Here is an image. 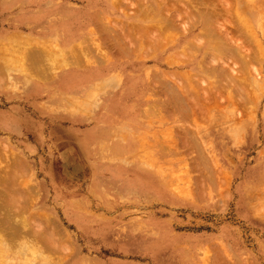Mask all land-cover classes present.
<instances>
[{
  "label": "rangeland",
  "instance_id": "obj_1",
  "mask_svg": "<svg viewBox=\"0 0 264 264\" xmlns=\"http://www.w3.org/2000/svg\"><path fill=\"white\" fill-rule=\"evenodd\" d=\"M168 1L0 0L6 106L21 81L107 67L43 104L74 119L43 149L0 133V264H264V0L199 20ZM80 44L90 65L69 67Z\"/></svg>",
  "mask_w": 264,
  "mask_h": 264
},
{
  "label": "crops",
  "instance_id": "obj_2",
  "mask_svg": "<svg viewBox=\"0 0 264 264\" xmlns=\"http://www.w3.org/2000/svg\"><path fill=\"white\" fill-rule=\"evenodd\" d=\"M43 21V17L37 15V17L31 22L34 26L39 27ZM33 31H35V35H32L27 39H34L37 42L44 41L45 35L43 33L37 32L36 30ZM74 38L76 39V37L73 36V39ZM67 41L70 42L71 39H68ZM63 44L61 45L63 46ZM101 70L103 72H99V74L103 75L105 74L107 67H102ZM89 71L80 73L76 70L75 72L71 70H61L59 72L60 75H57V79L52 83L49 82V77L42 79L33 77L29 78L26 82L21 81L19 88L14 91L11 89V92L8 93L10 98H14L10 101L12 102L10 105L6 106V102L9 101H2L0 98V104L3 105H0V133L7 132L12 137L26 135L28 138H33L36 146L33 145L32 142H29L30 145L27 147L29 150L43 149L42 145L46 143L47 138L50 139L51 137V139H53L54 137L55 139H58V134L61 132L58 127L63 126L62 124H64L66 120L74 122V119H70L64 115L52 114L43 108V104L55 91L66 92L72 86H78L93 76H99V74L93 73V68L89 69ZM74 76L77 81H71V77ZM4 90H6V87H0L1 96H6L5 92L1 93ZM50 123L52 124L53 129L51 130L53 131L51 134ZM55 142L58 141L55 140Z\"/></svg>",
  "mask_w": 264,
  "mask_h": 264
},
{
  "label": "bare ground",
  "instance_id": "obj_3",
  "mask_svg": "<svg viewBox=\"0 0 264 264\" xmlns=\"http://www.w3.org/2000/svg\"><path fill=\"white\" fill-rule=\"evenodd\" d=\"M154 1H157V3H159L160 4V2H158V0H154ZM165 1H167V0H165ZM170 1V0H169ZM168 1V4L171 2V1H173V0H171L170 2ZM177 1V0H176ZM179 1H181V0H178V2ZM187 1V4L185 5V3L183 4L182 2H179V3H181L182 5H184V9L182 8L183 6L180 4L179 5V3L177 2V4L179 5V6H176L177 4H172V3H174V2H171L170 4H172V6H170V4L168 5L169 6V8L167 9V8H165L164 10H169L168 11V13L167 14H169V12H171V9H172V11L174 10L175 11V13H176V16L178 17V19H179V17L180 16H182V15H186V17H188V18H190L188 15H190V16H193L194 18H197L198 16H202L203 15V12L205 11H203L202 9H204V7L206 6V2H208V3H212V4H210V6L211 5H213L214 4V2L216 1V0H214L213 2H212V0H208V1H206V0H204V2H205V4L202 2V1H200V0H186ZM198 1H200V2H198ZM211 1V2H210ZM233 1H235V0H233ZM233 1H231V0H229V2H232V3H229L230 5L231 4H236V1H235V3L233 2ZM251 1V0H250ZM153 2V1H152ZM163 2H164V0H162V4H163ZM224 2V1H223ZM153 3H156V2H153ZM176 3V2H175ZM218 2L216 1L215 2V4H217ZM227 3H228V1H227ZM239 3H241V2H239ZM165 4L167 5V3L165 2ZM224 4H226V0H225V3ZM152 5V4H151ZM157 5V4H156ZM136 6V5H135ZM154 6V5H153ZM158 6H160V5H158ZM157 6V7H158ZM182 6V7H181ZM189 6V7H188ZM209 6V7H210ZM217 6H219V5H217ZM216 5H215V7L217 8V9H220L221 8V5H220V8L219 7H217ZM226 6H228L227 4H226ZM240 6V5H239ZM171 7V8H170ZM180 7L182 8V9H180ZM241 7H242V4H241ZM240 7V8H241ZM146 8V7H145ZM234 8H235V10H237L238 8L236 7V5H234ZM233 8V9H234ZM205 9H207V8H205ZM210 9V8H209ZM232 9V11L231 12H233L234 10ZM241 9H243V8H241ZM156 10H160V9H156ZM166 10V11H167ZM212 10V9H211ZM221 10V9H220ZM215 11H216V9H215ZM223 11V10H222ZM247 11V10H246ZM162 12V11H161ZM207 12V11H206ZM209 12H211V11H208V13ZM217 12V11H216ZM219 12H221V11H219ZM237 12H238V10H237ZM241 12H242V10H241ZM213 13V12H212ZM218 13V12H217ZM230 13V12H229ZM234 13H236V12H234ZM234 13L232 14V15H234ZM152 14V13H151ZM160 14V13H159ZM161 14H163L164 15V13H161ZM167 14H165L166 16H167ZM173 14V13H172ZM210 14V13H209ZM215 14V13H214ZM214 14H211V16L210 17H212V15H214ZM148 15V14H147ZM164 15V16H165ZM160 16H162V15H160ZM207 16V15H206ZM209 16V15H208ZM216 16V15H215ZM219 16V15H218ZM241 16H243V15H241ZM246 16V15H245ZM141 17V16H140ZM172 17V16H171ZM170 17V18H171ZM182 17H184V16H182ZM186 17H184V18H186ZM222 17V16H221ZM165 18V17H164ZM174 19H176L175 17H173ZM184 18H182V20L184 19ZM234 18V17H233ZM238 18V17H237ZM243 19L245 18L244 16L242 17ZM241 18V19H242ZM147 19V18H146ZM198 19V18H197ZM196 19V20H197ZM212 19H213V17H212ZM211 19V20H212ZM228 19V18H227ZM240 19V20H241ZM242 19V20H243ZM188 20V19H187ZM190 20V19H189ZM195 20V19H194ZM199 20V19H198ZM203 20V19H202ZM201 20V21H202ZM239 20V21H240ZM241 20V21H242ZM248 20V19H247ZM163 21H165V20H163ZM169 21H171V20H169L168 19V23H167V25L170 23L171 24V22H169ZM173 21V20H172ZM193 21V20H192ZM204 21V20H203ZM216 21V20H215ZM165 23H166V21H165ZM173 23V22H172ZM196 23V22H195ZM202 23V22H201ZM239 23V22H238ZM162 24V23H161ZM161 24H159L158 25V29H159V27H161L162 25ZM181 24V23H180ZM198 24H199V22H198ZM161 25V26H160ZM167 25L165 24L164 26H165V28H167ZM184 25V27H185V24H183ZM204 25V24H203ZM222 25H224V24H222ZM231 26H229L230 28H232L233 26H232V24H230ZM155 27L157 26V25H154ZM181 26V25H180ZM193 26V25H192ZM191 26V27H192ZM236 26V25H235ZM128 27V26H127ZM137 27V26H136ZM176 27V26H175ZM196 26L194 25V28H195ZM205 27L206 28H209V26H206L205 25ZM216 27V26H215ZM129 28V27H128ZM165 28H160L161 29V31L163 30V33H164V35L166 34V33H169L168 31H167V29H166V33L164 32L165 31ZM204 29V27L202 26V28H201V32L202 33H212V30L210 31L209 30V32L207 31L208 29ZM235 28V27H234ZM144 29V28H143ZM150 29V28H149ZM149 29H145L144 31L142 30V31H140V29H138V33L140 34L141 32H142V35L144 36V38L146 37L147 39L149 38V37H147L148 35L147 34H145V32L147 33V31L149 30ZM158 29L156 28L155 30H157L158 31ZM159 29V30H160ZM169 29H171V28H169ZM168 29V30H169ZM196 29H197V27H196ZM200 29V28H199ZM211 29V28H210ZM223 29H225V28H223ZM227 30H228V27L226 28ZM233 29V28H232ZM129 30H130V28H129ZM132 30V29H131ZM130 30V31H131ZM134 30V29H133ZM147 30V31H146ZM151 30V29H150ZM154 32H155V30H154V28L152 29ZM151 30V31H152ZM205 30H206V32H205ZM241 30V29H240ZM249 30V29H248ZM161 31H158V32H156V33H152V35H153V37L150 35V38H152V39H154V35H155V38H157V37H161V36H163V35H161L162 34V32ZM134 33H136L135 31H133ZM159 32H161L160 34H159ZM216 32V30L213 32V34ZM233 32H234V30H233ZM236 32H237V30H236ZM240 32V31H239ZM250 32V31H249ZM127 33V32H126ZM130 32L128 31V33H127V35L129 34ZM157 33H158V35H157ZM231 33V32H230ZM245 33H248V31H246V29H245ZM216 35H217V32L215 33ZM213 35V38H215L214 36H216V35ZM250 34V33H249ZM136 35H138V34H136ZM157 35V36H156ZM161 35V36H160ZM231 35H233L232 33H231ZM129 36V35H128ZM166 36H167V34H166ZM208 36H209V34H208ZM218 36H219V33H218ZM235 36V35H234ZM234 36H233V38L232 37H230L229 38V36H228V33H226V39L228 40V42L229 41H233V39H234ZM131 37H133V35L131 36ZM165 37V36H164ZM244 37H246L245 35H244ZM169 38V37H168ZM250 38H253L252 37V35L250 36ZM131 39V38H130ZM129 39V40H130ZM152 39L151 40H149L150 41V43H151V45H152ZM159 39V38H158ZM161 39V38H160ZM159 39V40H160ZM216 39V38H215ZM230 39V40H229ZM246 39V38H245ZM156 41H157V39H155ZM162 40H163V38H162ZM162 40H160V42L162 41ZM220 40V39H219ZM247 40H249L248 39V35H247ZM148 41V42H149ZM164 41V40H163ZM200 41H201V39H200ZM221 41H223V39L221 40ZM225 41V40H224ZM237 41V38H236V40H235V42ZM252 41H254L253 39L250 41V44H251V42ZM256 42V41H255ZM254 42V43H255ZM156 43V42H155ZM154 43V44H155ZM163 44H165V42H162ZM225 43V42H224ZM18 44V43H17ZM124 44V43H123ZM157 44L159 45V43H158V41H157V43H156V45L155 46H157ZM161 44V43H160ZM219 44H221V43H219ZM219 44H217V45H219ZM230 44V43H229ZM250 44H247V46H249ZM259 44V43H258ZM257 44V45H258ZM81 45V46H80ZM79 46H80V50H79V48H78V52L77 53H74L73 55L70 53V51H71V49L68 51L71 55H69L68 57H67V64H68V66L69 67H78V68H80V67H82L83 65H90V64H88V63H90V58H89V54H88V52H85V51H87V50H84V51H82V44H80ZM145 45H146V43H145ZM150 45V46H151ZM236 46H233V42H232V45H230V47H231V52L232 53H230V55L232 54V56L231 57H233V53H234V55H236V56H234L237 60H238V58H240V57H243L244 56V54L241 56V54H242V52L243 53H245L244 51H242L243 49H244V46L239 42V45H238V42H236V44H235ZM253 45V44H252ZM256 45V44H255ZM76 46H77V44H76ZM78 46V47H79ZM153 46V45H152ZM164 46V45H163ZM214 46H216V45H214ZM223 46H226L225 44H223ZM251 46V45H250ZM217 47V46H216ZM70 48H72V47H70ZM74 48H76V47H74ZM145 48V47H144ZM218 48V47H217ZM221 48V47H220ZM219 48V49H220ZM253 48V47H252ZM214 49V48H213ZM222 49V48H221ZM250 49V48H249ZM259 49V48H258ZM155 50V49H154ZM36 51V50H35ZM34 51V52H35ZM72 51H73V49H72ZM219 51V50H218ZM221 51H223V49L221 50ZM220 51V52H221ZM226 51H228V50H226ZM259 51V50H258ZM65 52V51H64ZM36 53V55L39 57V56H41V54L40 53H38V52H35ZM224 53H227V52H224ZM258 53V52H257ZM264 53V52H263ZM228 54H229V52H228ZM68 54H66V56H67ZM61 56H63V54L61 55ZM238 57V58H237ZM256 57V56H255ZM261 57V56H260ZM145 58V57H144ZM248 58H250V57H248ZM47 59V58H46ZM57 59V57L55 58V60ZM61 59L62 60H64L62 57H61ZM60 59V60H61ZM172 60V59H171ZM241 60V59H240ZM57 61V63L56 64H59L58 63V60H56ZM243 61V60H242ZM180 62V61H179ZM49 63V62H48ZM61 63H63V61L61 62ZM60 63V64H61ZM181 63V62H180ZM252 63V62H251ZM55 64V63H54ZM92 64H93V61H92ZM176 64V63H175ZM246 64V63H245ZM33 65L36 67V69H35V74H37V76H39L40 75V71L38 70V69H41V67L39 66V61H37V59L36 58H33ZM86 65H85V68H86ZM50 66H53V65H51L50 64ZM58 66V65H57ZM56 66V67H57ZM60 66V65H59ZM54 67H55V65H54ZM53 67V68H54ZM62 67V66H61ZM60 67V68H61ZM66 67V66H65ZM67 68V67H66ZM51 69H52V67H51ZM250 70V69H249ZM38 71V72H37ZM47 73V72H46ZM249 73H250V71H249ZM111 80V79H110ZM71 81H76V78L75 77H73V78H71ZM100 81V80H99ZM113 81V80H112ZM99 83V82H98ZM97 83V84H98ZM243 84H244V82H243ZM100 85V84H99ZM98 88V87H97ZM168 88H170V86L168 87ZM90 91V90H89ZM88 91V92H89ZM94 91H95V89H94ZM91 92V91H90ZM206 92V91H205ZM215 94V93H214ZM59 95V94H58ZM66 95V94H65ZM223 95V94H222ZM215 96V95H214ZM224 96V95H223ZM63 97V96H62ZM232 97V96H231ZM64 99V98H63ZM90 100H88V102H89ZM209 102V101H208ZM64 103V102H63ZM233 103H235V101L233 102ZM233 103H232V105H233ZM208 104V103H207ZM212 104V103H211ZM210 104V105H211ZM205 105V104H204ZM68 107H71V106H68ZM72 108V107H71ZM59 109H61V108H59ZM76 110H77V108H75ZM57 110V109H56ZM74 110V109H73ZM84 111V110H83ZM198 119V118H197ZM138 156V155H137ZM48 239V238H47ZM43 241V240H42ZM45 242V241H44ZM43 242V243H44ZM27 243V245L28 246H30V247H32V248H34L36 251H38V252H40V253H42V251L40 250L41 248H39L38 247V241L37 242H33V241H27L26 242ZM28 248V247H27ZM26 249V248H25ZM30 250V249H29ZM28 251V250H27ZM30 252H32V251H30ZM29 252V253H30ZM33 254V253H32ZM38 257V256H37Z\"/></svg>",
  "mask_w": 264,
  "mask_h": 264
}]
</instances>
